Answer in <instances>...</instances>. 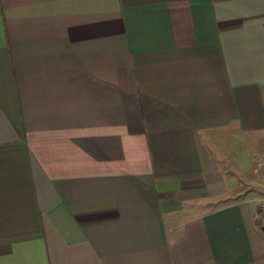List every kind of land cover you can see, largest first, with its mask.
I'll list each match as a JSON object with an SVG mask.
<instances>
[{
  "label": "crops",
  "instance_id": "1",
  "mask_svg": "<svg viewBox=\"0 0 264 264\" xmlns=\"http://www.w3.org/2000/svg\"><path fill=\"white\" fill-rule=\"evenodd\" d=\"M257 143L264 0H0V264H264Z\"/></svg>",
  "mask_w": 264,
  "mask_h": 264
},
{
  "label": "rangeland",
  "instance_id": "2",
  "mask_svg": "<svg viewBox=\"0 0 264 264\" xmlns=\"http://www.w3.org/2000/svg\"><path fill=\"white\" fill-rule=\"evenodd\" d=\"M255 146L250 161L235 152L233 160L236 170L230 172L231 183H227V194L234 200H246L255 212L256 220L264 228V145Z\"/></svg>",
  "mask_w": 264,
  "mask_h": 264
},
{
  "label": "built area",
  "instance_id": "3",
  "mask_svg": "<svg viewBox=\"0 0 264 264\" xmlns=\"http://www.w3.org/2000/svg\"><path fill=\"white\" fill-rule=\"evenodd\" d=\"M263 220H264V203H263Z\"/></svg>",
  "mask_w": 264,
  "mask_h": 264
}]
</instances>
